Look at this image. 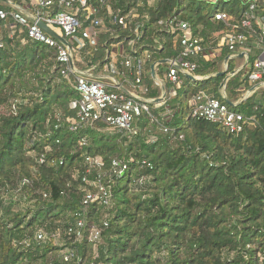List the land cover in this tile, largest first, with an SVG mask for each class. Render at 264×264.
I'll use <instances>...</instances> for the list:
<instances>
[{"label":"trees","instance_id":"1","mask_svg":"<svg viewBox=\"0 0 264 264\" xmlns=\"http://www.w3.org/2000/svg\"><path fill=\"white\" fill-rule=\"evenodd\" d=\"M7 1L23 7L31 0ZM113 6L121 16L135 8L148 16L140 20L145 28L139 52H151L153 63L176 58L181 51L160 21L189 22L206 42L244 32L216 21L218 8L210 11L200 0H113ZM220 9L237 22L246 6L242 0H223ZM0 10L13 11L2 0ZM112 27L114 36L103 35L96 48L82 52L86 67L101 70L111 44L127 45L132 38L131 30ZM260 34L253 25L249 66L260 54ZM3 38L0 107L11 103L12 110L0 114V264H264V104L256 95L233 108L255 119L239 136L190 118L188 106L177 111L176 99L169 102L174 114L168 118L165 109L151 106L154 119L145 114L136 137L123 136L104 123L72 132L77 119L71 103L80 95L71 84L74 79L62 75L55 51L24 43L26 32L13 37L5 32ZM229 54L222 52L219 62ZM219 62H199L197 75L210 78L187 81L181 91L186 101L203 91L226 103L221 93L225 76L211 77L220 72ZM149 70L143 80L146 96L158 99L161 90ZM233 70L231 65L229 72ZM251 87L243 70L228 82L226 96L237 103ZM151 136L157 137L156 143H148ZM42 155L45 162L40 164ZM87 156L105 162L102 172L94 171L90 179L101 174L113 200L110 209L92 205L85 238L75 242L67 229L82 207ZM115 158L129 164L126 176L110 178ZM144 161L153 170L143 166ZM149 175L150 184L136 185L137 179ZM10 186L20 189L18 201L8 199ZM94 228L102 230L96 249L89 241ZM39 230L50 239L38 241ZM70 251L75 258L66 262L64 255Z\"/></svg>","mask_w":264,"mask_h":264},{"label":"built area","instance_id":"2","mask_svg":"<svg viewBox=\"0 0 264 264\" xmlns=\"http://www.w3.org/2000/svg\"><path fill=\"white\" fill-rule=\"evenodd\" d=\"M200 1L214 4L218 8L214 15L216 21L230 24L235 30L243 29L244 32L225 33L206 42L195 35L189 22L177 18L160 21L159 26L174 38V42L179 44L181 51L178 57L167 60L166 81L172 88V92L171 96L167 94L159 103L156 102L157 99L147 98V90L143 84L147 75V64L152 62V53L139 52L145 28V24L140 20L149 18L147 15L141 16L138 8L121 16V10L114 9L113 0H31L33 9L28 15L21 11L18 5L11 6L12 12L0 10V49L5 45L3 28L12 21L15 28H20L21 33H27V38L23 39L24 43L27 41L39 43L55 51L57 61L63 66L62 75L69 80L74 79L71 84L80 95L79 100L71 103V110L76 113L77 119L71 127L72 132H76L79 128L94 127L98 123H104L123 136L136 137L140 134L138 127L140 119L145 114L154 119L151 106L155 110L165 109L163 113L165 118L173 116L174 111L169 102L177 99L179 93L184 91L189 77L196 80L209 78L197 75L199 62L214 60L224 50L232 55L243 53V57H246L248 62L245 70L249 83L252 86L257 84L264 86V0H242L246 10L242 19L237 22L220 9L223 0ZM39 21L57 33L62 32L61 36L67 43L58 41L44 32L38 25ZM255 24L261 31L256 43L260 54L254 65L249 66L248 40ZM111 25L133 32L128 42L129 55H123L119 59L116 55L112 56L109 50L105 65L99 70H103L102 76L95 79L90 74L98 70L96 67H89L90 70L85 71L78 66V63L85 64L81 57L82 52L88 48H96L101 36L107 34L114 36L115 30ZM156 44L157 49H162L160 42L156 41ZM158 65L159 63H155V67ZM158 85L161 89L165 88L162 82ZM160 98H163V93L158 99ZM188 107L190 118L204 119L212 124L220 125L233 136H239L249 125L255 123L254 117L246 118L228 104L203 91L189 100ZM177 111L180 112L178 107ZM60 121L61 118L58 119V122ZM156 142V136L149 137V144ZM38 162L40 164L45 162L44 155ZM143 166L153 170L152 164L147 161L143 162ZM104 167L105 162L102 158L86 157V172L82 178L84 184L82 207L76 214L75 224L67 229V234L75 242H82L85 238L92 205L98 204L105 209H110L112 206L113 192L111 187L103 182L102 175L100 174L96 180L90 179L94 171L102 172ZM130 170L129 164L115 158L111 163L110 178L124 177ZM151 181V175L142 176L137 179L136 185L143 188ZM103 225L105 228L109 227L107 219L104 220ZM101 237V229L94 228L91 231L89 241L94 244L95 249L100 244ZM36 238L40 242L50 239L49 234L44 230H39ZM74 258L73 251L64 255L66 262Z\"/></svg>","mask_w":264,"mask_h":264},{"label":"crops","instance_id":"3","mask_svg":"<svg viewBox=\"0 0 264 264\" xmlns=\"http://www.w3.org/2000/svg\"><path fill=\"white\" fill-rule=\"evenodd\" d=\"M20 8H21V11H23L25 14H30V13H32V9H33V5H32V3H31V1H30V3H28V4H25L23 7H21L20 6ZM9 25L8 26H5L4 28H3V35L5 34V32L7 33V32H9L10 33V37H13L15 34H16V30H15V25L14 24H12V21L11 22H9L8 23ZM57 33V32H56ZM57 34H59V33H57ZM60 36H61V34H59ZM110 50H111V55L113 56V55H116V56H118V58L119 59H121V57L123 56V55H125V56H127V55H129L128 54V52H129V45L127 44V45H125L124 43H115V44H113L111 47H110ZM131 50V49H130ZM224 51H227V50H224ZM223 51V52H224ZM228 52V51H227ZM222 54V53H221ZM221 54H219V55H217V57H216V59H214V60H211V61H206V62H215V61H217V62H219V59H220V56H221ZM228 58H229V60H228ZM164 61V60H163ZM160 62L161 61H159V62H157V63H159V65L157 66V67H155V73H156V76H155V78H153V80L155 81V84H156V86L158 87V88H160L159 87V85H158V83L159 82H162L164 85H165V88H166V92H167V94L168 95H170L171 94V92H172V88L170 87V85L169 84H167V81H166V76H167V72H168V65L167 64H162V65H160ZM246 64H247V59H246V57L244 58L243 57V53H239V54H237V55H232V54H229L228 56H226L222 61H220L219 62V66H220V72H225V71H227V74H226V76L227 75H230L231 73H233V72H235V71H238V70H241V71H243V70H245L246 68H245V66H246ZM153 65H155V63H153V61L151 62V63H148L147 64V67L148 66H150V70H149V72H150V74L152 75V67H153ZM231 65H234V70L232 71V72H229V70H230V66ZM83 66H84V68H85V71H89L90 69H88V67H86L87 66V64L85 63V64H83ZM100 70V69H99ZM99 70H96V71H93V73H91L90 75L94 78L95 77V79L96 78H98L99 76H102V73H103V70L102 71H99ZM240 71V72H241ZM219 72V73H220ZM239 72V73H240ZM215 75V74H214ZM216 76V75H215ZM226 76H225V78H226ZM153 77V76H152ZM204 80V79H203ZM187 81H189L190 82V80L188 79ZM186 84H187V82H186ZM228 84V83H227ZM146 87V86H145ZM253 87V86H252ZM251 87V88H252ZM147 90V89H146ZM160 90H161V94L163 93V89H161L160 88ZM250 90V89H249ZM248 90V91H249ZM247 91V92H248ZM247 92L244 94V96H246V94H247ZM221 93L223 94V88L221 89ZM254 95H256L257 96V99H258V101L260 102V103H263L264 104V86L262 85L261 87H259L258 89H256L255 91H254V93H252L251 94V96L250 97H252V96H254ZM171 96V95H170ZM169 96V97H170ZM243 96V97H244ZM242 97V98H243ZM186 99V98H185ZM242 100V99H241ZM241 100H239L237 103H234V104H239L240 102H241ZM243 103V102H242ZM241 104V103H240Z\"/></svg>","mask_w":264,"mask_h":264},{"label":"water","instance_id":"4","mask_svg":"<svg viewBox=\"0 0 264 264\" xmlns=\"http://www.w3.org/2000/svg\"><path fill=\"white\" fill-rule=\"evenodd\" d=\"M3 2H5V3H8L9 5H11V6H13V7H15V4H12V3H10V2H8L7 0H2ZM38 25H39V27L44 31V32H46L47 34H49L50 36H52L53 38H55L56 40H58V41H61V42H63V43H67V41L62 37V36H60L59 34H57L55 31H53L52 29H50L47 25H45L43 22H41V21H39L38 22ZM228 60H229V58H228ZM168 63V61L167 60H164V61H161L160 62V65H162V64H167ZM247 64H248V62H247ZM246 64V65H247ZM240 70H238V71H235V72H233V73H231L230 75H227L226 76V74H227V71H225V72H220V73H217V74H215L216 76H226V78H225V80H224V82H223V84H222V88H223V97L225 98V102H226V104H228L229 106H231L232 108H235L236 106H238V104H234V103H232L228 98H227V96H226V87H227V83L239 72ZM152 76H153V78H155V76H156V73H155V65H153V67H152ZM211 77H213V76H211ZM209 78H210V76H209ZM189 80L190 81H194V82H198V81H201V80H203V79H199V80H196V79H194L193 77H189ZM262 86V84H257V85H255V86H253L248 92H247V94H246V96H244L243 98H242V100H241V102L240 103H242V102H244L245 100H247L248 98H250V96H251V94L252 93H254V91L256 90V89H258L259 87H261ZM167 96V92H166V89L163 87V98H160V99H157L156 100V102L157 103H159V102H161L165 97ZM239 103V104H240Z\"/></svg>","mask_w":264,"mask_h":264},{"label":"rangeland","instance_id":"5","mask_svg":"<svg viewBox=\"0 0 264 264\" xmlns=\"http://www.w3.org/2000/svg\"><path fill=\"white\" fill-rule=\"evenodd\" d=\"M229 7V6H228ZM239 8H241L242 6H238ZM215 8V5L214 4H209V10L212 11L214 10ZM15 32H17L19 35L23 34L20 32V28H15ZM60 34H62V32H59ZM191 98H188L187 101L185 100V95H184V92H181L180 94V97L178 99H176L175 101V106L178 107L180 109V111L182 109H185L187 106H188V103H189V100ZM173 100V99H172ZM11 102H14V101H11ZM10 104H3L1 105L0 107V114H9L11 112V108H10ZM6 193H7V197L9 200H19L20 197H21V191L20 189H17V188H13V187H8L6 189ZM57 244H61L60 240H56Z\"/></svg>","mask_w":264,"mask_h":264}]
</instances>
